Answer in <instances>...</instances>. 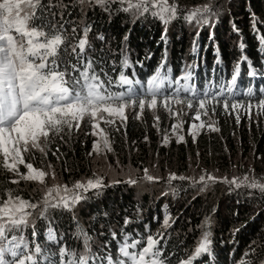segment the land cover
Here are the masks:
<instances>
[{
  "label": "snow or ice",
  "instance_id": "6c2138e0",
  "mask_svg": "<svg viewBox=\"0 0 264 264\" xmlns=\"http://www.w3.org/2000/svg\"><path fill=\"white\" fill-rule=\"evenodd\" d=\"M97 7L109 19L125 13L133 25L141 20L163 25L159 41L163 51L149 74L141 76L137 66L144 68V61L150 60L152 53H146L143 60L132 58L131 30L113 46V38L87 18L85 10ZM77 12L79 21L74 19ZM221 12L222 5L215 0L183 10L176 0L171 3L169 0H0V166L13 175L14 185L23 180L43 186L42 196L37 200L25 199L11 188L5 190L7 198L0 201V264H198L201 258L215 256L210 216L202 221L198 243L186 256L178 255L175 245L170 246L169 230L175 231L176 223L170 213L164 214L155 232L145 225L146 235L126 231L134 222L127 215L119 233L110 225L85 228L75 214L71 216L70 227L61 230L56 213L62 219L66 213H74L76 206L92 194L98 195L112 185H137L139 181L130 174L127 180L106 181V175L93 173L70 184L57 181L48 186L46 176L51 175L56 181L54 166L48 163V170L35 167L26 161L25 154L38 150L47 157L51 151L60 160L65 156L61 144L72 142L73 133L81 129L83 122L91 126V135L97 137L88 155L106 156L114 151L108 129L120 131L121 126L126 127L128 110L140 119L145 109L155 113L158 107H163L175 118L170 131L165 130L162 136L165 145L170 142V135H175L177 142L185 141L181 134L183 115H186L184 106L194 112L187 129L194 142L204 129L220 130L215 119L219 116L218 105L224 115L234 117L237 125L242 115L251 121L254 108L256 117L264 116V86L258 90L246 86L240 92L238 78L245 62L249 78L264 77V67L254 66L246 54L240 56L227 78L217 46L214 65H220V74L217 77V69L213 67L212 75L198 86L196 58L201 52L200 32L205 26L214 28ZM174 21L196 27L191 44L194 59L185 63L178 74H174L168 63V32ZM257 23L253 13L255 32H258ZM232 27L239 32L235 23ZM209 38L214 39V32L209 33ZM239 46L241 50L245 48L243 42ZM258 50L264 55V35H259ZM154 121V127L159 130V115H154ZM64 170L70 171L66 166ZM252 171L250 168L249 172ZM143 172L145 181L162 180L147 168ZM174 181H188L190 187L201 192L220 181L229 186L230 192L246 187L264 196V179L247 173L242 178L229 179L206 171L198 178L171 172L165 183L175 196L183 185L178 187ZM38 221L43 223L38 225ZM255 244L253 241L239 259L234 254L232 264H264V248L254 247Z\"/></svg>",
  "mask_w": 264,
  "mask_h": 264
},
{
  "label": "trees",
  "instance_id": "16d2710c",
  "mask_svg": "<svg viewBox=\"0 0 264 264\" xmlns=\"http://www.w3.org/2000/svg\"><path fill=\"white\" fill-rule=\"evenodd\" d=\"M206 1L176 0L182 10L203 5ZM219 2L223 6L222 11L227 8L226 10H229L230 13L220 16L219 22L215 24L214 28L205 26L200 32L201 52L200 57L196 58L199 65L196 71L200 76L198 86L206 77L212 75L213 67L217 69V77L220 74V65H214V53L217 46L224 66L223 74L227 78H230L232 67L242 54L248 55L253 60L254 66L264 67V64L261 63L264 61V55L260 54L258 50L259 35H264V0H219ZM85 11L87 18L95 22L97 28L106 31L113 38V46L126 32L131 30L129 42L134 60L136 58L143 60L146 53L149 51L152 53V58L144 61V68L141 69L137 66V71L141 76H146L156 67L163 51V46L159 43L160 33L163 29L162 24L158 21L148 23L141 20L133 25L131 17L125 13L114 15L109 19L108 14L98 7L95 10L87 8ZM253 13L258 22V32L253 30ZM79 18L77 12L74 19L79 21ZM233 23L237 25L239 32L233 30ZM195 31V26H190L182 21H174L169 26L168 63L173 67L174 74H178L185 63H191L194 59L191 53V44ZM210 32H214V39L209 38ZM241 42L245 44L243 50L239 46ZM246 73L245 62L242 64L241 76L238 78L241 93L246 86H253L256 90L264 86V77L257 76L253 79L249 78ZM217 112L219 116L215 119H217L219 131L211 132L204 129L197 135L195 142L187 132L185 141L174 148H165L161 138L165 130L170 131L175 120L171 122L169 119H162L158 130L157 127H154L153 120L130 118L126 127H121L120 131H116L114 128L110 129L114 151L109 153V157L112 162L124 166L133 162L137 164L138 161L137 168L140 170H144L146 167L148 170L154 168L155 166L150 162L156 157L159 160L158 165L161 161L171 168L180 166L182 172L187 171L189 162L197 163V161L205 167H222L227 171L238 164L237 159L240 155L244 159L254 156L256 160H259V164L264 163V116L256 117L253 113V119L249 121L242 115L241 122L237 125L234 117L224 115L223 109L219 105ZM191 118L183 117L185 121L183 129L186 131L192 122ZM202 118L208 120V117ZM86 133L88 134L86 135ZM73 136L72 142L61 144V152L65 153V156H62L60 160L52 156L49 151L47 157L36 156L32 158L34 161L31 159V162L37 166L42 163L44 167L41 168H45V170H47L46 165L51 163L61 183L70 184L82 177H88L94 171L92 155H88V152L92 151L94 136L81 130L74 132ZM145 136H147V140H145ZM54 147L55 145L52 146L53 150ZM198 153L199 155H197ZM158 165L157 168H159ZM65 166L70 171H65ZM13 178L11 173L0 166V201L3 198L6 199L5 190L9 188L14 189L25 199H39L36 197L39 190L30 185V182L20 181L19 185H14L11 183ZM139 188L140 186L128 184L107 187L101 195L88 198L78 204L74 213H66L62 219L60 214L56 213L58 226L61 230L69 228L71 216L75 214L85 228L91 230L99 229L102 225H110L119 233L120 229L124 227L123 219L127 215L134 222L127 226L126 231L146 235L145 225L155 232L160 228L164 214L170 213L173 218H176V223L173 225L175 231L169 230L171 232L170 246L175 245L178 248L177 254L186 256L194 250L198 243L203 230L199 226L206 216H210L212 247L215 256L211 259L201 258L198 264H205L206 260L207 264H232L234 254L235 258L239 259L248 246L253 244V241L256 242L254 247L264 248V208L262 209V206L259 205L264 206V198L259 200L260 202L256 205L247 204L245 206L243 197L229 193L216 197L215 205L204 206L200 200L199 202L195 201L191 207L179 208V199L186 185H183L175 196L172 194L161 195L156 190L151 194H146ZM105 213L108 215L105 216ZM37 223L39 225L43 222L38 221ZM71 228L74 230V225ZM237 229L238 231H236Z\"/></svg>",
  "mask_w": 264,
  "mask_h": 264
},
{
  "label": "rangeland",
  "instance_id": "374dc122",
  "mask_svg": "<svg viewBox=\"0 0 264 264\" xmlns=\"http://www.w3.org/2000/svg\"><path fill=\"white\" fill-rule=\"evenodd\" d=\"M169 2L171 3L173 1L169 0ZM207 2H208V0L205 3H207ZM218 2H219V0H217V1L215 0L216 4H220V2L219 3ZM220 5H222V4H220ZM193 6H195V5H193ZM197 6H202V4L197 5ZM197 6H195V7H197ZM189 9H191V8H189ZM222 9H223V6H222ZM226 9L221 12V17L225 16L228 12L230 13V11L226 10ZM192 36L193 35L191 33V37ZM174 107H179V106L174 105ZM184 109H185L186 115H183V117L184 116L192 117L194 115L193 110L187 109L186 106H184ZM255 112H256V109L254 108L253 113H255ZM127 115H128V119L136 118V116L132 110H128ZM154 115H159L160 121L162 119H164V120L169 119L171 122L175 120V118L170 117L169 113L163 107H158V109L155 111V113L152 110L145 109V112L140 119L146 118V119H150V120L154 121ZM154 123H155V121H154ZM117 126H119V121H117ZM101 127H104L103 122H101ZM110 129H113V128H110ZM110 129H108V131H110ZM80 130L91 133V126L87 123L82 122ZM181 134H183L186 138L187 131L183 129ZM94 139H97V137L94 136ZM161 140H162V138H161ZM179 143H183V142H177V137L175 135H170V142L167 145H165V144H163V145L165 148H174ZM41 155L42 154L38 150H32L30 153L25 154V158L27 161L31 162V159L33 157L41 156ZM92 159H93L92 161H93V165H94L93 173L106 175V181H110V180H114V179L127 180L128 175L130 174L133 178H135L139 181V183L137 184V186H140L139 190L144 192V193L146 192V194H148V193L151 194L155 190L158 191V193H160V194L162 192L166 193V195L172 194L170 191H168V186L165 183L169 173H171V172H175L178 175L195 176L196 178H198L199 175L202 174L203 171H206L207 173H211V174L218 176V177H222V176L226 175L229 179H231L234 176L238 177V178H242L247 173L250 176H254L255 178L264 179V166H263L264 163H262L263 165L259 164V160L258 159L256 160L254 156H251L250 159H244L240 155L239 158L237 159L238 164L235 165V167H233L227 171H225V169L222 167H220V168L205 167V166H203V164L201 165L199 163V161H197V163L189 162L186 172H182V168H180V166H172L171 165L172 166V168H171V167H169V165H167L161 161H160V165H158L159 160H157L155 157L150 162L155 167L151 168L149 170V173L154 175V176L162 177V180H160L158 182H148V181H145L143 179L144 172H143V170H140L139 168H137V166L139 165L138 161H137V164H136V162H133L127 166H124L122 164L112 162L110 157H109V153H107L106 156L104 154L97 155V154L93 153ZM32 160L34 161V159H32ZM33 165L35 167H44V165L42 163H40L38 166L36 164H33ZM157 165L159 166V168L156 167ZM250 168L253 170L251 173L249 172ZM21 169L25 170V169H23V166H21ZM160 169H162V171H160ZM93 173H91L88 177H91ZM88 177H82L81 179H85ZM21 181H23V180H21ZM45 181H46V184L48 186H51L54 182H57V181L61 182V180L57 176H56V181H53V179L51 178V175L46 176ZM30 183H31L30 185H33L34 187L37 188V190H39V193L36 197L40 198L42 196L43 186L40 185L38 182H30ZM173 183H175L178 187L181 185H186V188L182 191L181 198L179 199V206H178L179 208H181L183 206H186V208L191 207L194 205L195 201L199 202L200 200L202 201V204L204 206L205 205H211V204L215 205L216 197L222 196L225 194H229V193L243 197L245 206L247 204L256 205L260 202L259 200L264 198V196H261V194L258 191L248 189L246 187H242L241 189H237V190L230 192L228 190L229 186L223 182H220V181H217L214 185H212L210 188H208L206 191H203V192L199 191L198 188L190 187L188 181H184V182L174 181ZM121 184H127V183H121ZM27 185H29V184H27ZM105 189L103 190V192L105 191ZM103 192H101L98 195H101ZM249 192H253V194L249 195ZM15 194H17V193L15 192ZM139 194H141V192H139ZM26 195H27V193H26ZM98 195L92 194L90 196V198L97 197ZM222 198H225V197H222ZM3 199H5V198H3ZM259 205H260V207L262 206V209L264 208V206L262 204H259ZM204 206H202V208H204ZM221 210H224V208H221Z\"/></svg>",
  "mask_w": 264,
  "mask_h": 264
}]
</instances>
